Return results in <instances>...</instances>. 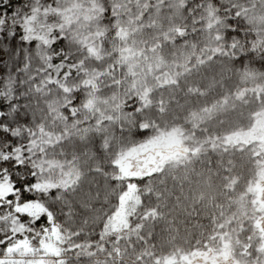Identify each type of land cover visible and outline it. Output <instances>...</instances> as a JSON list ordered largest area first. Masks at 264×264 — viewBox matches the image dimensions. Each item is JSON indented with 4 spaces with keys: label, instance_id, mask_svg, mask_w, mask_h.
I'll use <instances>...</instances> for the list:
<instances>
[{
    "label": "snow or ice",
    "instance_id": "obj_1",
    "mask_svg": "<svg viewBox=\"0 0 264 264\" xmlns=\"http://www.w3.org/2000/svg\"><path fill=\"white\" fill-rule=\"evenodd\" d=\"M177 92H215L204 118L245 105L264 113V0H0V264H69L58 245L99 211L84 185L102 177L107 194L111 178L123 201L141 175L126 169L132 149L111 127L148 131ZM257 251L264 264V244Z\"/></svg>",
    "mask_w": 264,
    "mask_h": 264
},
{
    "label": "trees",
    "instance_id": "obj_2",
    "mask_svg": "<svg viewBox=\"0 0 264 264\" xmlns=\"http://www.w3.org/2000/svg\"><path fill=\"white\" fill-rule=\"evenodd\" d=\"M176 44L182 46V41ZM187 78L195 82L198 76L192 71ZM175 96L172 109L154 113L146 132L128 124L122 127L119 120L111 127L118 143L126 141L132 149L124 159L126 169L141 175L132 180V197L123 201L120 183L111 178L107 194L102 177L84 185L98 193L91 207L99 211L94 222L81 225L79 235L59 244L69 264H160L161 259L180 264L185 252L192 253L191 264L209 262L210 257L215 261L223 254L237 264H255L264 244V199H259L264 165L258 163L264 157L258 148L251 150L264 143V113L250 117L249 112L257 110L245 105L243 110L204 118L200 110L212 106L215 92ZM126 110L131 111V100ZM226 132L231 138L217 141L215 147L208 139L225 137ZM78 211L88 215L82 208ZM105 220L108 228L101 237ZM88 240L93 243L81 244Z\"/></svg>",
    "mask_w": 264,
    "mask_h": 264
},
{
    "label": "rangeland",
    "instance_id": "obj_3",
    "mask_svg": "<svg viewBox=\"0 0 264 264\" xmlns=\"http://www.w3.org/2000/svg\"><path fill=\"white\" fill-rule=\"evenodd\" d=\"M259 187H260L259 199L263 200L264 199V182H262ZM131 197H132V191L129 192V194L126 197V200L128 198L130 199ZM124 214H126L125 211L122 212V215L123 216H124ZM53 244H56V241H53ZM208 260H209V262L203 261V262H201L199 264H237L233 259L230 258L229 255H226V254H223L221 256H218L215 259V261H213L211 257L208 258Z\"/></svg>",
    "mask_w": 264,
    "mask_h": 264
}]
</instances>
